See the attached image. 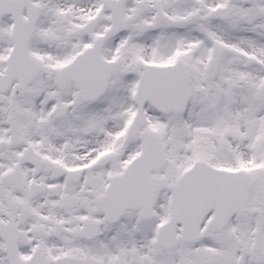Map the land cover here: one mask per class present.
Masks as SVG:
<instances>
[{"label":"snow or ice","instance_id":"obj_1","mask_svg":"<svg viewBox=\"0 0 264 264\" xmlns=\"http://www.w3.org/2000/svg\"><path fill=\"white\" fill-rule=\"evenodd\" d=\"M0 264H264V0H0Z\"/></svg>","mask_w":264,"mask_h":264}]
</instances>
